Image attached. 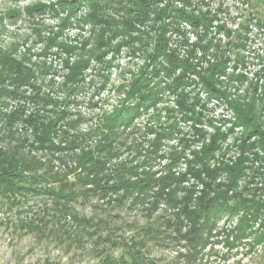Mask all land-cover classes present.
<instances>
[{
	"label": "clouds",
	"instance_id": "1",
	"mask_svg": "<svg viewBox=\"0 0 264 264\" xmlns=\"http://www.w3.org/2000/svg\"><path fill=\"white\" fill-rule=\"evenodd\" d=\"M0 264H264V0H0Z\"/></svg>",
	"mask_w": 264,
	"mask_h": 264
}]
</instances>
